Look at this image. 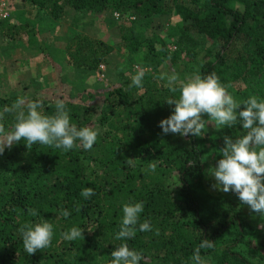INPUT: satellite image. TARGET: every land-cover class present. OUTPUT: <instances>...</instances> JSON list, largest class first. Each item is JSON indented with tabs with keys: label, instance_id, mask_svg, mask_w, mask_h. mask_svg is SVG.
<instances>
[{
	"label": "trees",
	"instance_id": "1",
	"mask_svg": "<svg viewBox=\"0 0 264 264\" xmlns=\"http://www.w3.org/2000/svg\"><path fill=\"white\" fill-rule=\"evenodd\" d=\"M23 1L55 19L67 8L118 13V19L171 13L181 24L175 53L169 60L167 53L161 54L163 43L153 49L149 42L152 54L167 60L173 70L171 64L181 52L195 55L199 42L190 33L200 34L209 43L202 48L194 74L215 72L238 101L252 95L264 99V0ZM29 26L31 34L25 26L21 31L37 44L53 77L50 85L30 94L0 93V111L24 96L41 100L43 111L54 114L55 101L62 99L72 123L98 128L99 135L91 150L65 152L42 144L28 148L21 140L0 155V264H110L111 252L124 242L142 253L141 264H193L191 257L205 238L215 244L201 249L207 264H263L259 248L264 230L253 228L259 240L252 245L247 236L252 228L244 222L240 204L208 192L202 183L208 161L215 166L222 158L223 137L242 135V125L215 129L203 137L164 134L159 122L174 110L166 101L179 92L173 94L153 80L143 81L140 88L129 80L109 89L83 87L66 78L36 26ZM3 29L10 36L16 32L9 25ZM109 52L105 41L78 33L68 41L65 61L75 72L92 73ZM4 123L11 128L14 114H5ZM89 187L95 194L86 199L81 191ZM141 201V222L150 220L152 230L137 231L127 241L116 239L123 204ZM29 209L37 210L38 216H30ZM61 209L71 215L64 218ZM44 219L53 224L51 246L28 255L18 229ZM73 226L84 230V239L61 238Z\"/></svg>",
	"mask_w": 264,
	"mask_h": 264
},
{
	"label": "clouds",
	"instance_id": "2",
	"mask_svg": "<svg viewBox=\"0 0 264 264\" xmlns=\"http://www.w3.org/2000/svg\"><path fill=\"white\" fill-rule=\"evenodd\" d=\"M144 75L143 70L138 71L132 77V85L142 87ZM159 79L167 81L173 94L179 92L178 97L166 101L174 105V110L159 122L164 134L203 137L212 124L217 129L242 125V135L223 137L224 146L220 148L222 158L217 160L211 172L216 181L213 188L224 193H235L242 204L264 217V99L252 95L238 101L215 72L206 76L195 73L180 79L173 71L171 74L162 73ZM43 108L41 100H29L24 96H19L11 106H4L0 111V155L21 140L28 148L42 144L65 152L79 147L91 150L99 135L98 128L90 125L77 127L72 123L62 99L55 101L54 114H46ZM5 114H14V124L8 129L4 123ZM150 167L154 170L156 164L152 163ZM94 194L90 187L81 191V196L86 199ZM122 211L116 239L127 241L134 238L137 231L152 230L150 220L141 222L140 214L144 211L142 201L125 202ZM28 214L38 216L35 209H29ZM61 215L68 218L71 212L61 209ZM260 227L264 228V224ZM18 231L28 255L50 247L54 237L53 224L47 219L25 222ZM83 233L82 228L73 226L62 232L61 238L66 241L84 239ZM214 246V241L207 238L202 240L191 257L193 264H207L201 256V249H212ZM111 257L110 264H141L144 260L142 253L130 249L126 242L114 249Z\"/></svg>",
	"mask_w": 264,
	"mask_h": 264
},
{
	"label": "rangeland",
	"instance_id": "3",
	"mask_svg": "<svg viewBox=\"0 0 264 264\" xmlns=\"http://www.w3.org/2000/svg\"><path fill=\"white\" fill-rule=\"evenodd\" d=\"M10 15L3 20L5 24L15 28L14 35L3 34L0 38V93L1 94H30L37 89L50 85L53 77L52 68L41 54L35 42L27 40V36L21 31L25 26L26 33L31 34L30 23L36 27V31L48 53L53 60L62 67L67 79L80 83L86 88H113L123 84L143 70V81L153 80L158 85H167L166 80L159 79L162 73L171 74L175 71L180 79L194 74L198 68L202 55V48L208 45L209 40L196 33H190L198 40L195 55L180 53V57L169 69L168 61L160 59L149 51L147 43H152V48L165 47L161 54L175 53L176 38L178 36L180 20L171 13L154 15L150 19H137L133 15L118 19L114 13L102 11H76L67 8L62 17L55 19L45 10L31 8L23 0H8ZM82 33L92 38L105 41L110 46V52L102 62L103 68H98L92 73L75 72L65 61V48L71 36ZM197 53V54H196ZM217 127L208 126L207 132H212ZM221 136H223L221 134ZM221 138V137H220ZM211 162V160H210ZM208 161V167L202 175V183L208 192L222 194L240 204V213L245 223L251 225L247 236L251 244L257 243L259 238L253 233V228L264 230L260 225L264 224V217L253 212L249 206L244 205L233 192L224 193L213 188L216 183L211 175L212 163ZM261 262L264 264V232L260 239Z\"/></svg>",
	"mask_w": 264,
	"mask_h": 264
},
{
	"label": "built area",
	"instance_id": "4",
	"mask_svg": "<svg viewBox=\"0 0 264 264\" xmlns=\"http://www.w3.org/2000/svg\"><path fill=\"white\" fill-rule=\"evenodd\" d=\"M10 15V5L8 0H0V20H5L9 17ZM114 16L116 18L119 17L118 13H114ZM100 68H103V65H99Z\"/></svg>",
	"mask_w": 264,
	"mask_h": 264
},
{
	"label": "crops",
	"instance_id": "5",
	"mask_svg": "<svg viewBox=\"0 0 264 264\" xmlns=\"http://www.w3.org/2000/svg\"><path fill=\"white\" fill-rule=\"evenodd\" d=\"M3 25H8V24H5L4 21H0V38L4 37L3 34L5 35V31L3 29ZM7 34V33H6ZM9 35V34H8Z\"/></svg>",
	"mask_w": 264,
	"mask_h": 264
}]
</instances>
